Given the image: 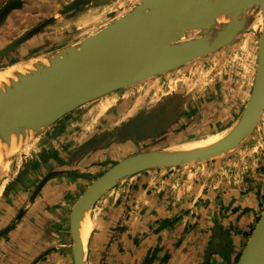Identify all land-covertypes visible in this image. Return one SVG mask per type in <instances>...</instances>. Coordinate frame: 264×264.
<instances>
[{
	"label": "crops",
	"instance_id": "0c3cea01",
	"mask_svg": "<svg viewBox=\"0 0 264 264\" xmlns=\"http://www.w3.org/2000/svg\"><path fill=\"white\" fill-rule=\"evenodd\" d=\"M13 1L20 2V5L9 12L0 25V49L50 17L57 15L59 20L44 28L8 56L5 60L8 59L10 62L25 59L41 50L49 52L70 45L74 38L73 40L66 38L73 29L81 26L97 28L79 37L84 38L99 31L111 17L128 12L138 2L129 1L126 5L127 10L123 0H108L105 4L95 6L88 4L81 6L78 11H74L75 13L59 15L74 0H0V11ZM87 6H91V9L87 10ZM110 7L112 9L108 11ZM253 78L238 75L235 80L226 81L225 86H220L219 91L224 96L223 102L210 101V105L213 106L208 105L213 117L218 116L222 108L226 115L233 113L238 118L249 97ZM153 89V85H148V91ZM182 97L186 105L187 94L184 93ZM192 100L194 103V98L190 99L191 107ZM207 121L203 122L206 126L211 123ZM147 141H149L147 150L154 148L152 141L150 139ZM87 142L78 144L71 152L63 149L65 153L69 152V155L59 151L63 165L58 166L55 163L53 169L63 174L49 179L33 201L30 200V193L31 190L32 192L35 190L32 189L33 186L36 188L41 181L42 167L38 165L36 170L32 171L24 170L23 166L12 161L1 163L0 233L7 227L10 229L0 235V264H73L71 253L66 250L73 244L69 227L70 216L76 200L83 191H80V187L78 188L76 181L73 180L74 178L79 180L80 175L66 173L64 169L73 163L77 165L78 162H81V166L89 168L95 165L92 160L97 162L101 158L98 155L87 164L86 161H82L92 153L102 151L98 147L95 150H88V155L80 153L82 145ZM130 142L136 144L135 141ZM154 142L160 143L159 140ZM102 156H106V153H102ZM250 166L245 164L243 167L246 169ZM180 168L164 169L177 171L171 172L167 179L164 175L158 174L169 172L161 170H150L134 175L126 179L131 181L129 183L131 185L114 189L117 191L116 196L111 200L116 201L112 204L104 203L101 206V215L99 211L95 212L100 202L93 207L95 209L91 218L94 227L87 248L88 264H216L219 255L224 257L219 264L232 263V259L241 252L252 225L256 223L264 197L262 184L264 180L251 184L248 180V185L246 183L244 186L230 187V183L213 177V174L206 179L199 178L198 184L189 180L192 179L189 176L188 181L179 188L173 186L171 181L181 174L178 173ZM208 171L210 174L211 170ZM130 186L136 187V194L127 207L122 200L124 197H119V194L124 193V189L128 190ZM127 208L130 211H127ZM22 210L23 214L19 217ZM125 212H128V215L122 217ZM94 214L100 215L97 216L98 219L102 217L101 226L95 222ZM107 218L111 224L107 223ZM174 219L177 221L171 228L159 229V222ZM213 245L215 248L209 253ZM217 252L219 254H215Z\"/></svg>",
	"mask_w": 264,
	"mask_h": 264
},
{
	"label": "water",
	"instance_id": "95a60500",
	"mask_svg": "<svg viewBox=\"0 0 264 264\" xmlns=\"http://www.w3.org/2000/svg\"><path fill=\"white\" fill-rule=\"evenodd\" d=\"M105 3L108 0H74L59 15L78 11L88 4ZM19 5L20 2L13 1L3 7L0 25ZM235 6L256 9L264 23V0H138L132 9L99 31L44 54L48 57L47 63L38 64L27 76L11 82L7 91L0 93V133L32 126L38 127L39 134L85 104L220 51L249 29L241 28L231 37L222 38L200 35L194 27L205 20L219 23ZM57 19V15L46 19L0 49V63ZM182 99L179 95L166 97L149 114L138 115L119 129L117 136L125 139L160 134L180 114ZM263 108L264 29H261L256 33V64L249 97L237 120L218 138L196 146L141 151L90 177L91 183L71 210L69 227L73 244L66 250L71 253L73 264H88L87 243L81 236L79 222L105 194L142 172L206 162L229 152L250 134ZM105 137L100 135L83 144L80 153L98 148ZM60 174L63 172L53 171L44 176L30 200L33 201L49 179ZM22 214L23 210L19 217ZM235 264H264V207Z\"/></svg>",
	"mask_w": 264,
	"mask_h": 264
},
{
	"label": "rangeland",
	"instance_id": "374dc122",
	"mask_svg": "<svg viewBox=\"0 0 264 264\" xmlns=\"http://www.w3.org/2000/svg\"><path fill=\"white\" fill-rule=\"evenodd\" d=\"M123 1V4L126 6L129 4V1L132 0ZM130 5H132V2H130ZM87 8V10H89L91 9V6H87ZM126 8L127 6L125 9ZM111 9L112 8L110 7L107 10L111 11ZM118 16H120V14ZM114 18L116 17H111L110 21ZM57 20H59V18ZM110 21H107L106 24ZM96 29L97 28L93 26H81L73 29L70 36L66 39L73 40L74 38L73 42H76L81 39L79 37L89 34ZM256 33H259V31L249 29L234 43L229 44L225 48L204 59L195 61L167 74L148 79L132 88L119 90L99 100L81 106L58 120L55 124L48 126V128L39 133L36 137L30 139L17 155L2 164L12 161L14 164L23 166L24 170L29 169L32 171H35L39 165L42 167L43 173H40L42 180V178L48 173L56 170L53 169L55 163L58 166L63 165L60 161V152L62 151L64 154L69 153H65L63 149L71 152L78 144L87 141L89 142V140L96 137V135H105V139L101 141L99 146L102 151L92 153L90 156H87L82 160L86 161L85 163L87 164L88 161H91L94 157L100 155L101 158L97 160V162L96 160H92L95 165L88 168L84 167V165L81 166V162H78L77 165H74L76 163H73L64 169L67 171L66 173H76L80 175L78 178L79 180L76 178L73 180L76 181L77 187H80V191H84V188L91 183L90 177L99 175L112 166L114 162H117L130 154L132 155V153L134 154L147 150V145L149 143L147 140L149 139L152 141V147L154 148H177L185 145V143L189 144L200 140H207L220 134L235 122L237 115L235 116L233 113L226 115V112L219 107L220 111L218 110V116L213 117V112L209 108V106L213 105H210L209 102H223L224 96L220 93L219 87L222 85L225 86L226 81L235 80L238 75L239 77L246 75L249 79L254 77L253 71H255L256 64ZM38 53L44 55L48 52H46V50H41L35 54ZM32 55H29L22 60H26ZM17 61H21V59ZM13 62L15 63L16 61L12 60L10 62L8 59L2 61L0 63V69L5 68ZM148 85H153V91H148ZM184 93L187 94V104L185 105V102H183L184 97H182L183 99L180 108L181 110L183 109L182 113L180 112L181 114L175 118L172 125H169L165 130L161 131L160 134L156 135L153 133L146 138L134 137L125 139L117 136L119 129L124 128L127 123L132 121L138 115L149 114L163 101L164 98L171 97L172 95L183 96ZM226 97H228V95H226ZM191 98H194V103L192 100V107L194 106L193 111L192 107L189 105ZM228 106H230V104H228ZM205 120H208V123L211 121V123L206 126L203 123ZM155 140H160V143H155ZM130 141H135L136 144L131 143ZM119 143L125 144L121 145ZM95 149L96 148H94V150ZM87 153L88 152H85V154ZM102 153H106V156L103 157ZM209 161L212 162L207 164L206 162L208 161H206L197 164H190L189 166H185V168L181 167L178 170V173L181 174L171 181V184L180 188L181 184L188 181L187 179L189 176L192 178L189 180H193L198 184V182H200L199 178L201 180L204 178L206 179L212 176V174L213 177L215 176V178L221 181L230 183V187L238 185L239 187L244 186L248 180L249 184L261 183V180H264V108L256 126L251 130L246 139L229 150V152ZM242 164L251 166L244 169V165L242 166ZM208 169L211 170L210 174L208 173ZM160 170L163 172H169L166 174H158L164 175L165 179H167V176L172 172L164 169ZM173 172L175 173L177 171ZM130 182L131 181L129 180H124L114 189L131 185L129 184ZM262 184L264 186V182H262ZM32 189H35V187L33 186ZM114 189L105 194L104 197L99 200L100 203L98 202L99 204L97 206L98 210L95 212L99 211V214L101 215V206L104 205V203H115L116 200H111L116 196L117 191ZM124 190L125 192L120 193L119 197H124V199H121L128 207V203L132 202L131 198L136 194V187L130 186L128 190ZM32 193L31 190L30 195H32ZM263 207L264 197L261 201L256 221L262 212ZM94 209L95 208L90 212L91 214L89 217L91 220L88 233L91 231V221L93 223L91 215L94 213ZM127 211H130V209L127 208ZM99 214H97V216H100ZM94 215L95 222H98L99 226H101L100 223H102V217L98 219L96 214ZM126 215H128V212H125L124 216H121L125 217ZM109 218H107L106 221L108 224H111ZM176 221L177 219L161 221L158 223L160 225L159 229H161V227L171 228ZM254 225L255 224L252 225L251 230ZM92 236L93 232L86 240L87 248ZM248 236L245 238L244 245ZM214 248V245L211 246L209 253H211V249ZM215 254H219V252ZM219 256L216 264H219L224 260V257L222 258L221 255ZM237 258L238 255L232 259L231 264H235Z\"/></svg>",
	"mask_w": 264,
	"mask_h": 264
},
{
	"label": "bare ground",
	"instance_id": "6f19581e",
	"mask_svg": "<svg viewBox=\"0 0 264 264\" xmlns=\"http://www.w3.org/2000/svg\"><path fill=\"white\" fill-rule=\"evenodd\" d=\"M213 25H215L216 28L213 29ZM194 28L197 29L198 34L200 35L210 34L212 37L220 36L222 38H228L241 28L257 30L260 32L261 29H264V23L260 20L258 11L256 9L252 8L251 10H248L241 6H235L231 11L228 12L225 18L219 21V23L214 24L210 20H205L197 23ZM47 61V56L38 53L30 56L26 60L16 61L15 63L13 62L12 64L7 65L5 68L0 69V93H5L11 82L16 81L20 77L27 76L38 67V64L47 63ZM26 129L15 132L0 133V164L12 159L15 155H17L19 151L24 148L27 142L30 139L36 137L39 132L38 127L30 126ZM223 132L224 131L207 140H200L189 144L185 143V145L181 147L196 146L208 143L218 138ZM89 216L90 213L87 211L79 222V228L84 243H86V240L90 236L93 229V223H91V231L88 233L90 227Z\"/></svg>",
	"mask_w": 264,
	"mask_h": 264
},
{
	"label": "trees",
	"instance_id": "16d2710c",
	"mask_svg": "<svg viewBox=\"0 0 264 264\" xmlns=\"http://www.w3.org/2000/svg\"><path fill=\"white\" fill-rule=\"evenodd\" d=\"M170 169V168H169ZM155 170H160V169H155Z\"/></svg>",
	"mask_w": 264,
	"mask_h": 264
},
{
	"label": "flooded vegetation",
	"instance_id": "af4514ba",
	"mask_svg": "<svg viewBox=\"0 0 264 264\" xmlns=\"http://www.w3.org/2000/svg\"><path fill=\"white\" fill-rule=\"evenodd\" d=\"M165 95H167V94H165Z\"/></svg>",
	"mask_w": 264,
	"mask_h": 264
}]
</instances>
